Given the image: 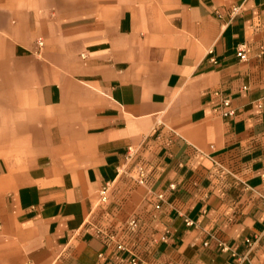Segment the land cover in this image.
I'll return each mask as SVG.
<instances>
[{"label":"crops","instance_id":"0c3cea01","mask_svg":"<svg viewBox=\"0 0 264 264\" xmlns=\"http://www.w3.org/2000/svg\"><path fill=\"white\" fill-rule=\"evenodd\" d=\"M260 46L264 0H0V264H264Z\"/></svg>","mask_w":264,"mask_h":264},{"label":"built area","instance_id":"2783aa9c","mask_svg":"<svg viewBox=\"0 0 264 264\" xmlns=\"http://www.w3.org/2000/svg\"><path fill=\"white\" fill-rule=\"evenodd\" d=\"M238 6H232L229 11V18H232L238 11ZM216 14L218 16H221L220 12L217 10ZM38 45H42L43 41L41 38H38L37 40ZM261 51H264V46H260ZM251 49L248 45L245 44H241L237 47L236 49V56L238 57L239 60H247L249 53H250ZM216 111L221 114L222 116L225 117H229V116H233L235 114V108L231 105V101L229 98H224L222 97L218 107L216 108ZM136 149H134L133 147L129 146L127 148V152H126V159H131L133 157V155L135 154ZM135 171L138 177H140V181H142L143 176L145 175V167L143 164L138 163L135 166ZM111 190V183L110 182H105L104 184H102V186L100 187L98 194H99V201L101 202H105L108 200L109 198V193ZM158 198L162 199L163 196L162 194H158ZM156 207H159V205H156ZM189 223V221H187ZM128 226L131 230H135L137 228V222L134 219H131L128 222ZM106 240L109 242L114 241V235L111 234H104ZM247 243L249 246L252 245L253 241H251L250 239H247ZM118 248H123V245L121 243H118L116 245ZM130 264H146L143 261L138 260L136 257H133L130 259Z\"/></svg>","mask_w":264,"mask_h":264}]
</instances>
